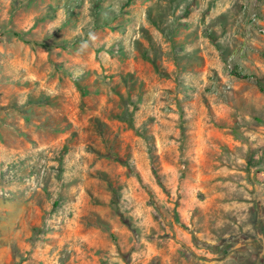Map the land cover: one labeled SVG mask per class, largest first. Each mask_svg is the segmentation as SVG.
<instances>
[{
    "label": "rangeland",
    "instance_id": "obj_1",
    "mask_svg": "<svg viewBox=\"0 0 264 264\" xmlns=\"http://www.w3.org/2000/svg\"><path fill=\"white\" fill-rule=\"evenodd\" d=\"M0 264H264V0H0Z\"/></svg>",
    "mask_w": 264,
    "mask_h": 264
}]
</instances>
